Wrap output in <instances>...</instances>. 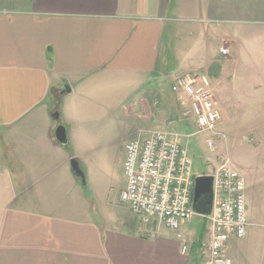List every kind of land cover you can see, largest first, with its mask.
<instances>
[{
    "label": "crops",
    "instance_id": "0c3cea01",
    "mask_svg": "<svg viewBox=\"0 0 264 264\" xmlns=\"http://www.w3.org/2000/svg\"><path fill=\"white\" fill-rule=\"evenodd\" d=\"M186 34L195 42L174 49ZM197 71L212 81L222 141L249 111L253 137L264 134V0H0V264H174L157 237L163 224L123 204L112 218L85 204L52 114L73 124L75 156L87 158L102 147L88 127L103 121L88 108L108 104L105 90L137 94L119 106L148 124L169 110L166 86ZM240 167L251 227L264 210L255 169ZM226 253L247 264L230 241Z\"/></svg>",
    "mask_w": 264,
    "mask_h": 264
},
{
    "label": "rangeland",
    "instance_id": "374dc122",
    "mask_svg": "<svg viewBox=\"0 0 264 264\" xmlns=\"http://www.w3.org/2000/svg\"><path fill=\"white\" fill-rule=\"evenodd\" d=\"M169 40H171V38H169ZM192 42H195L193 38L186 34L183 39H180V41L174 40V49L177 44L182 43L185 48ZM212 50L213 47H210L211 52H213ZM194 51H196V55L197 50H189L185 53L190 54ZM206 51L208 50L206 49ZM169 81H173V79H168L166 82ZM116 82L118 85L120 80L117 79ZM123 89L124 86L121 89V93H123ZM130 89L131 88H129V91ZM166 91L167 93L172 92L171 86H166ZM107 92H110V94L107 95L108 98H105L108 99V104L105 103V107L98 110L92 102L88 108V113L93 114L94 116H99L103 121L100 124L95 123L88 127L98 133V143L102 145V147L98 148L96 152L90 153L87 158L79 159L87 175V189L82 186L80 179H74L75 183L79 186L78 189L81 195H84L86 205L91 204L94 208L100 210L105 216L107 215L112 218V214H114L115 211H113L111 207L120 206L119 195L125 184L123 172L125 144L133 138H145L150 136L154 131L162 130L168 132L171 139L177 138L181 143L188 147L192 156V171L196 175H208L227 160H230L245 178L246 175L244 168H241L240 166L255 169V207L259 212L264 210V134H261V136L258 137H253L252 135L255 134L254 131H257V134H259L260 131L258 127L253 126V123L256 122L253 121V119L257 115V112H246L247 117L245 118L247 120L244 121L241 118L235 119V122L230 128L226 127L230 136L224 139V141H222L221 137L216 139L217 147L214 151H211L206 146L205 137L202 135H196L197 128L193 115H184V108L181 105V101H178L174 93H166V101L168 102L167 107L169 109H166V116L163 114V118L156 117L152 122L144 124V121H147V118L141 119L134 117V115H136L135 112L128 113L127 111H123L121 106H119V104L125 100L130 103H137V94L132 93L127 94L129 96H116V93H113L111 89L105 90V93ZM76 98L79 99V97ZM76 98L75 100H77ZM116 98L120 101L117 105L114 104V102H117ZM91 107L93 108L91 109ZM163 108H165V106H163ZM155 111L157 110L152 108V114H154ZM236 113L240 114V112ZM53 121H55L56 127L63 124L67 128L69 141L64 146L70 153L71 158L76 157L75 143L70 139L69 135V130L73 128V124L66 120L64 122L62 117L58 120L53 118ZM74 124L75 126L78 125L76 124V121ZM146 126L153 130L150 135L147 134L148 129ZM95 145L96 146L94 147H97V142H95ZM247 178L246 184L248 187L249 181ZM247 191H249V187ZM263 217L264 215H258L255 218L256 224L247 228V233L244 239L232 238L230 240V244H235V246L244 250L246 257L245 263L247 264H264L263 225L260 224ZM151 226L156 225L152 224ZM160 227L161 230L157 234V237L159 240L161 239L168 243V246L166 247H170L171 249V252L170 254L168 253V255L171 256L174 264H185L189 261V264H195L196 260V264H205L208 254L204 252L207 251V244L210 237V221L206 216H201V214L194 216L189 226L183 228L182 239L174 237L173 232L165 226L161 225ZM151 240L153 241V239ZM200 243L201 249L196 251L198 250ZM183 245L187 246V252L185 254H181ZM194 254L197 256V259L194 258Z\"/></svg>",
    "mask_w": 264,
    "mask_h": 264
},
{
    "label": "built area",
    "instance_id": "2783aa9c",
    "mask_svg": "<svg viewBox=\"0 0 264 264\" xmlns=\"http://www.w3.org/2000/svg\"><path fill=\"white\" fill-rule=\"evenodd\" d=\"M220 50L228 54L227 48ZM171 88L181 101L184 115H193L196 135L204 136L207 148L214 151L222 115L209 75L197 71L179 77ZM124 151L125 187L119 202L146 223L160 222L182 239V228L198 214L193 207L197 175L192 171L188 147L158 130L148 137L129 140ZM210 174L214 176V202L211 215L206 216L210 237L205 264H234L226 247L232 238H243L247 233L246 179L230 160ZM182 252H187L186 245Z\"/></svg>",
    "mask_w": 264,
    "mask_h": 264
},
{
    "label": "water",
    "instance_id": "95a60500",
    "mask_svg": "<svg viewBox=\"0 0 264 264\" xmlns=\"http://www.w3.org/2000/svg\"><path fill=\"white\" fill-rule=\"evenodd\" d=\"M66 91H70V87L66 86ZM55 119L60 118L59 111L52 114ZM56 139L62 144L68 143L67 128L60 124L55 130ZM70 166L74 176L81 180L82 186L87 189V175L78 158L73 157L70 159ZM214 202V176L208 175H197L195 177V190H194V210L196 213L203 216H210L213 209Z\"/></svg>",
    "mask_w": 264,
    "mask_h": 264
},
{
    "label": "flooded vegetation",
    "instance_id": "af4514ba",
    "mask_svg": "<svg viewBox=\"0 0 264 264\" xmlns=\"http://www.w3.org/2000/svg\"><path fill=\"white\" fill-rule=\"evenodd\" d=\"M56 111H58V110H56ZM56 111H55V112H56ZM79 161H80V160H79ZM80 163H81V162H80ZM81 166H82V164H81ZM82 167H83V166H82ZM83 169H84V168H83ZM80 182H81V180H80Z\"/></svg>",
    "mask_w": 264,
    "mask_h": 264
}]
</instances>
